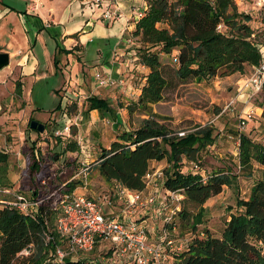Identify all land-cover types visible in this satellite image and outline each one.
Masks as SVG:
<instances>
[{"label":"trees","instance_id":"1","mask_svg":"<svg viewBox=\"0 0 264 264\" xmlns=\"http://www.w3.org/2000/svg\"><path fill=\"white\" fill-rule=\"evenodd\" d=\"M146 3L148 8L137 20L133 35L138 38L137 61L149 72L145 80L142 78L140 95L127 109L131 114L138 112L148 117L141 120L139 127L119 133L110 147L102 148L93 167L108 182L144 190L150 163L167 161L161 184L168 191L183 194L184 206L177 216L183 232L190 233L184 238L187 240L184 250L173 254L175 264H264V178L254 181L248 198L238 197L236 211L230 214L221 236L213 235L208 229L200 230L199 226L205 223L206 202L223 192L225 186H232L237 175L221 170L204 179L203 173L185 172V160L196 161L200 151L214 143V129L206 125L180 135L181 131L157 119L159 114L153 107L165 98L170 71L182 82H203L260 65L264 29L260 30L256 18L241 9L236 0H146ZM74 49L58 51L72 53ZM162 53L178 56L173 68L168 69L162 62ZM22 85L17 80L19 95ZM87 101L85 117L89 118L93 110L115 116L107 98L93 94ZM61 108L59 104L55 109ZM68 147L76 151L78 144L72 142ZM238 156L243 174L251 177L254 162L264 166V144L239 133ZM7 160L8 155L0 152V186L4 187H10L3 174ZM26 160V174L32 179L38 177L43 184L41 173L46 162L40 156L37 141L32 142ZM81 185V181H70L44 191L35 188L31 200H40L36 216L10 206L0 208V264H16L19 253L26 248H31V252L24 257V264H53L47 261L49 252L62 243L55 230L58 215L55 204L62 194L71 193ZM49 232L52 236L47 241ZM58 264L102 263L79 257Z\"/></svg>","mask_w":264,"mask_h":264},{"label":"rangeland","instance_id":"2","mask_svg":"<svg viewBox=\"0 0 264 264\" xmlns=\"http://www.w3.org/2000/svg\"><path fill=\"white\" fill-rule=\"evenodd\" d=\"M12 1L19 5L18 2ZM263 5L264 3L260 7ZM256 20L260 30H263L264 13L259 12ZM42 33L44 40L39 39L34 54L40 65L33 77H26L29 95L23 92L19 95L16 91V82L22 78V74L14 62L15 56H12L11 64L0 73V152L8 155L6 170L3 172L8 179L7 185L31 199L35 188H42L44 191L53 185L64 186L70 181H81L82 175L77 174L83 164H87L91 166L88 185L82 184L76 191L95 198L112 194L115 182L106 181L93 166L101 149L110 147L117 139L118 133L139 127L141 120L148 115L138 112L131 114L127 105L132 99L125 100L120 95L123 93H116V96L110 99L116 111L125 110L122 128L115 127V119L108 114L91 112L89 118L85 117L87 98L98 93L91 87L94 66L83 69L80 61L76 59L72 64L64 63L62 58L60 64L56 63V43L48 32ZM0 51L3 50L0 48ZM173 55L161 54L162 62L168 69L176 65ZM145 74L146 70L143 68L135 70L137 85L143 82ZM253 75V66H247L242 73L217 76L203 82H182L170 71L167 74L170 85L165 91V98L154 106V111L159 114L157 119L173 130L188 132L206 125L214 129V143L203 148L196 161L185 160V172H200L209 176L215 171L224 170L237 175L232 186H225L223 192L210 198L205 204V223L200 225L199 229H208L215 236L222 235L230 214L236 211L238 197L248 198L254 181L264 178L263 165L254 162L251 177L243 174V169L239 166V133H245L264 144V88L262 86L261 90L256 91L252 86L246 85ZM58 90L60 92H57ZM114 90L117 91V88ZM59 104L62 108L56 110ZM248 113H252V117L244 126L242 120ZM33 119L44 123L46 129L43 132L32 129L29 123ZM33 141H37L40 156L46 162L41 173L45 179L43 184L46 185L41 184L38 177L32 179L26 174V153ZM72 142L78 144L76 151L68 150ZM51 157H54L52 161L48 160ZM193 162L199 165L198 168L194 167ZM167 165L165 160L152 170L163 171ZM158 179L156 182L160 184L161 190L165 191L161 178ZM151 183L154 187L157 184L153 181ZM164 197L169 209H174L175 212H179L184 206V197L181 198L179 194L170 195L165 191L163 197L155 204L144 208L134 207L131 220L137 223L148 220L146 223L150 230V241L153 243L158 241V236L168 226L172 236L179 242L189 237L190 233L183 232L177 215L176 228L167 224L168 211L159 209V201ZM29 254L30 251L19 253L16 264H24V257ZM79 257L102 264H113L114 260L118 259L113 255L109 242L98 243L93 250L81 253L74 259ZM120 259L121 264H132L123 258ZM169 260L164 264H173Z\"/></svg>","mask_w":264,"mask_h":264},{"label":"crops","instance_id":"3","mask_svg":"<svg viewBox=\"0 0 264 264\" xmlns=\"http://www.w3.org/2000/svg\"><path fill=\"white\" fill-rule=\"evenodd\" d=\"M14 1L18 2L19 5L13 3L12 0H0V48L3 50L0 52L10 53V64L12 56L16 57L14 62L18 65V69L22 74V78L18 80L23 84L22 92L24 94L29 95L26 87V77L30 75L33 77L35 70L40 65L34 55L35 46L39 39L44 40L42 32L45 31L56 43L58 64H60L61 58L64 63L70 62L71 64L76 59L80 61L83 69L94 66L95 73L101 71L115 79H124L122 85L117 84L113 87L100 88L96 84L95 73L94 75L91 74V87L98 91V93H95L96 95L100 93L99 96L107 98L110 102V98H114L116 93H123L120 95L128 101L138 98L141 93V83L137 85L135 70L143 68L146 70V74L149 70L137 61L138 38L133 35V31L137 22L136 12L147 7L146 0H120V16L116 21L102 19L100 11L92 6L91 0ZM238 5L241 9L250 12L254 18L258 17L259 12H264V9L260 7L261 0H244L243 2L239 0ZM76 47L77 49H74ZM59 48L61 50L74 49V51L66 53L58 51ZM12 50L15 51L12 52ZM71 57L73 60H71ZM8 66L0 70V73ZM114 88H117V91ZM131 96L132 98H130ZM111 106L115 113V116L111 114L115 119V127L122 128L125 121V110L116 111L114 103H111ZM92 113L100 115L98 110H93ZM164 161H152L150 170L154 172L156 169H152L157 165L160 166ZM156 180H159L158 177H155L153 182ZM157 187H154L151 182L148 183L143 190L144 196L157 193V200L162 198L166 189L165 191L161 190L160 184ZM74 191L82 194L77 192L76 189ZM151 205L148 204L147 206ZM147 206L136 207L144 208ZM108 207L110 210H107ZM104 210L118 219L131 220L132 213L129 214L124 204L117 198L114 199L111 206L105 204ZM147 221L145 219L140 224L146 226L149 234ZM169 259L175 264L174 256L169 257Z\"/></svg>","mask_w":264,"mask_h":264},{"label":"built area","instance_id":"4","mask_svg":"<svg viewBox=\"0 0 264 264\" xmlns=\"http://www.w3.org/2000/svg\"><path fill=\"white\" fill-rule=\"evenodd\" d=\"M243 2L244 0H240ZM120 0H91L92 6L100 11L102 19L106 21H116L120 16ZM238 4V0H236ZM260 2V1H259ZM264 0H261V5ZM147 4V3H146ZM264 7V5H263ZM262 7V8H263ZM148 8L138 10L135 18L139 20L145 15ZM260 50L263 53V60L260 65L254 66V75L248 79L247 86H252L256 91L262 89L264 83V43L260 44ZM174 62H178V56L173 57ZM95 81L98 87L107 88L117 84H124V79H115L101 71H96ZM252 113H248L242 120V125L250 120ZM69 129V127H66ZM60 134L61 132H57ZM184 135L185 132H179ZM195 168L198 164L193 162ZM91 166L83 164L78 175H82L81 182L88 185V175ZM163 172L149 170L146 174L147 184L152 182L155 177L161 178ZM204 179L208 176L203 174ZM45 183V181H43ZM155 183H157L155 181ZM158 183L155 184V187ZM112 194H103L98 198L79 194L75 191L64 193L60 196L55 204L58 215L55 221V230L60 235L62 243L50 250L48 260L53 264L64 262L67 258L74 259L81 253L93 250L98 243L109 242L113 249V255L118 259L113 264L119 263V259H127L132 264H164L174 253L181 252L186 243V239L179 242L172 236L170 227H166L159 235L158 241H150L148 230L143 224L137 223L130 219L122 220L106 213L104 206L113 204L115 198L121 201L127 212L130 214L136 206H147L154 204L157 200V193H151L144 196L143 190L128 188L119 182L115 183ZM158 188V187H157ZM167 194L184 197L183 194L175 191L166 190ZM40 200H31L24 194L10 187L0 186V208L10 206L26 215H34L39 211ZM168 203L164 199L159 201L160 211H168L167 224L176 228V215L174 209H169ZM51 232L46 235V240L51 239ZM25 252H31V248L24 249ZM121 261V259H120Z\"/></svg>","mask_w":264,"mask_h":264},{"label":"water","instance_id":"5","mask_svg":"<svg viewBox=\"0 0 264 264\" xmlns=\"http://www.w3.org/2000/svg\"><path fill=\"white\" fill-rule=\"evenodd\" d=\"M11 58L9 52H0V70L10 64ZM30 127L36 129L39 132H43L46 129V125L38 120H31Z\"/></svg>","mask_w":264,"mask_h":264}]
</instances>
